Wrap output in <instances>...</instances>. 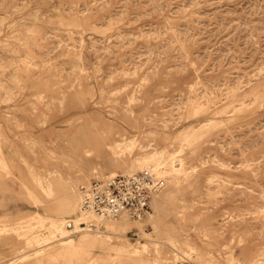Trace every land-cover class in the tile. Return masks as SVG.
I'll return each mask as SVG.
<instances>
[{
    "label": "rangeland",
    "instance_id": "obj_1",
    "mask_svg": "<svg viewBox=\"0 0 264 264\" xmlns=\"http://www.w3.org/2000/svg\"><path fill=\"white\" fill-rule=\"evenodd\" d=\"M144 168L98 245L80 188ZM0 264H264V0H0Z\"/></svg>",
    "mask_w": 264,
    "mask_h": 264
},
{
    "label": "built area",
    "instance_id": "obj_2",
    "mask_svg": "<svg viewBox=\"0 0 264 264\" xmlns=\"http://www.w3.org/2000/svg\"><path fill=\"white\" fill-rule=\"evenodd\" d=\"M165 185L166 178L150 168L94 179L80 188L79 213L100 221L125 218L141 222L151 214V200ZM98 227L91 221L76 225L75 219H69L66 223L74 234Z\"/></svg>",
    "mask_w": 264,
    "mask_h": 264
},
{
    "label": "bare ground",
    "instance_id": "obj_3",
    "mask_svg": "<svg viewBox=\"0 0 264 264\" xmlns=\"http://www.w3.org/2000/svg\"><path fill=\"white\" fill-rule=\"evenodd\" d=\"M125 174H128V173H125ZM79 219H81V218H79ZM122 221H119L120 223L113 230L110 229L109 226H107L106 235L104 236V237H107V238L99 239L97 241L98 245H100L102 247L103 246H110L112 249H115V250H117L119 252H125V253H130V254H136V253H140V252L146 251L147 249H146V247H144V244L135 245L132 242H128V241L127 242H122V238L124 237L125 232H126L125 229L123 227H121V225H122L121 222ZM107 222L106 221L103 222L104 228H105V224ZM79 223L83 224L85 222L84 221L83 222L80 221ZM85 230H88V229H85Z\"/></svg>",
    "mask_w": 264,
    "mask_h": 264
},
{
    "label": "crops",
    "instance_id": "obj_4",
    "mask_svg": "<svg viewBox=\"0 0 264 264\" xmlns=\"http://www.w3.org/2000/svg\"><path fill=\"white\" fill-rule=\"evenodd\" d=\"M119 223H120L119 221H108L105 224V227L107 228V226H109L110 229L113 230V229H115L118 226ZM121 223H122L121 227H123L125 229L126 233H127L129 231V229H130L129 221L128 220H123Z\"/></svg>",
    "mask_w": 264,
    "mask_h": 264
}]
</instances>
